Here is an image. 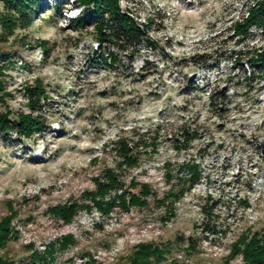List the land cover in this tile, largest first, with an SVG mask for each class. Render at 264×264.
Listing matches in <instances>:
<instances>
[{"label":"rangeland","instance_id":"374dc122","mask_svg":"<svg viewBox=\"0 0 264 264\" xmlns=\"http://www.w3.org/2000/svg\"><path fill=\"white\" fill-rule=\"evenodd\" d=\"M43 1L33 24L7 41L0 25L1 65L14 54L2 76L8 95L0 111L11 110L13 118L32 111L27 82L40 79L47 91L34 111L45 120L43 133L0 134V220L10 213L9 201L18 212L12 223L18 234L0 254L34 264L32 251L70 233L74 243L58 248L49 264H126L139 243L171 248L151 264H244L242 253L225 261L232 244L247 228L264 236V72L250 73L246 52L263 46L264 33L253 27L238 40L232 28L250 0H121L123 11L151 21L155 47L144 46L131 63L126 51L105 42L119 61L100 67L92 66L99 50L94 28L75 29L70 21L81 9L54 12L55 0ZM208 57L211 70L202 67ZM124 137L140 145L133 167L118 166L113 143ZM187 161L200 165L202 177L166 221L154 196L147 206L107 215L82 207L71 223L49 213L56 204L83 203L111 168L125 187L149 183L162 197L178 189ZM191 238L196 249H188Z\"/></svg>","mask_w":264,"mask_h":264},{"label":"trees","instance_id":"16d2710c","mask_svg":"<svg viewBox=\"0 0 264 264\" xmlns=\"http://www.w3.org/2000/svg\"><path fill=\"white\" fill-rule=\"evenodd\" d=\"M4 4L3 11L0 12V25L2 29L1 40L7 41L11 35H14L19 27L27 28L34 21V15L44 7L43 0H1ZM76 6L81 9L80 13L71 18V24L75 29L84 27H93L97 40V55L93 56L95 67H100L104 63L118 62L119 58L116 53L105 47V42H111L117 45V49L128 53L131 63L134 57L142 50L144 46L155 47V42L149 35L148 30L151 27V21L145 23L138 21L129 11H123L121 0H55L52 5L54 12ZM257 27L264 33V0H250L246 5V10L240 20L234 21L233 35L246 39L252 35L251 28ZM81 30V29H80ZM43 49L48 48V41H40ZM252 56L248 59L254 71L264 72V43L262 47L248 49ZM245 52V53H246ZM240 54H244L241 52ZM14 54L7 53L4 63L1 65V58L5 57V53L0 47V102L6 101L8 93L5 91V80L3 72L12 62L11 57ZM206 55H199L205 57ZM211 57L205 60L208 70L212 69ZM236 60H241L239 57ZM194 64H199L195 60ZM24 92L28 98V103L31 112L20 113L16 116H11V110L5 112L0 111V134L5 137L10 136L11 132H15L20 139H31L34 134L43 133L46 129V123L41 113H34L42 106V101L47 98V91L44 83L40 79H36L34 83H25ZM185 134H189L185 132ZM188 138L189 135H188ZM187 138V139H188ZM133 139V140H132ZM118 138L113 147L116 153L121 158L118 161V166L133 167L139 163V143L135 142L134 138ZM138 144V145H137ZM187 144L188 141H187ZM187 144L183 143L178 146L187 148ZM167 167L166 176L169 181L174 177L172 165L169 162L165 163ZM180 168L184 169V174L179 177V187L171 186L164 192L162 197L153 191L149 183L131 181V184L125 187L119 175L114 169H107L105 172L106 180L104 183L98 181L95 190L87 192L86 200L80 205L77 202H66L64 204H56L50 207L49 213L55 219H61L65 223H71L80 208L91 210L92 206L97 207L102 215L109 214L114 208L120 207L124 210H129L130 206H147L148 198L154 196L159 207L163 206L166 209L165 217L162 220L166 221L175 214V203L185 195L187 188L197 184L202 177V170L198 163L190 161L184 162ZM179 168V169H180ZM179 176V175H178ZM132 188H137L138 192H133ZM89 201V202H88ZM10 213L0 220V249L5 248L11 238L18 234L12 226L13 220L18 214L13 204L8 202ZM213 207H211L212 209ZM207 229H210L207 227ZM213 233H218L217 229H210ZM195 239L190 240L188 249H196ZM75 239L73 234L67 233L59 236L54 241H50L43 252L35 249L31 252L30 261L36 264H49L55 259L57 249H63L71 246ZM33 244H30L32 247ZM33 249V248H32ZM167 245L161 246L154 243H139L136 250L129 257V262L126 264H151V258L156 261L163 259L165 254L170 251ZM238 253H242L244 264H264V236L252 233L250 228L243 231L235 242L232 244L231 250L225 261L230 262ZM17 261L7 255L0 254V264H16Z\"/></svg>","mask_w":264,"mask_h":264}]
</instances>
